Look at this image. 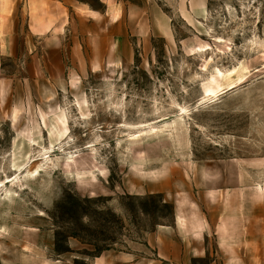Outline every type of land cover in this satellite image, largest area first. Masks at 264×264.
Returning <instances> with one entry per match:
<instances>
[{
  "label": "rangeland",
  "instance_id": "374dc122",
  "mask_svg": "<svg viewBox=\"0 0 264 264\" xmlns=\"http://www.w3.org/2000/svg\"><path fill=\"white\" fill-rule=\"evenodd\" d=\"M47 2L0 0V264H264V0Z\"/></svg>",
  "mask_w": 264,
  "mask_h": 264
},
{
  "label": "crops",
  "instance_id": "0c3cea01",
  "mask_svg": "<svg viewBox=\"0 0 264 264\" xmlns=\"http://www.w3.org/2000/svg\"><path fill=\"white\" fill-rule=\"evenodd\" d=\"M50 1L52 4V8H56L61 10L62 12H65L68 10V6L66 4V1L68 0H28V8H29V16H30V28L32 32L36 34H43L45 32L53 31V29L57 26L59 15L57 12L52 13L51 18H42L43 12L41 10H45L46 6L49 5ZM106 5V12H100L96 9H93L91 7H88L86 3L83 2H77L74 4V10L76 11V14L80 16L81 18H86L88 21V30L86 31L89 36H92L95 39V32H97V29L100 27L99 23V16L103 15H114L117 8H114V3L116 0H101ZM46 5V6H45ZM118 5V4H117ZM34 10H37L35 12ZM121 11L118 12L117 16L114 17V25L112 29H110V33L114 35V37L118 34L116 28H117V22L120 21L121 18ZM69 20L70 16L67 15ZM98 23V24H97ZM96 264H103L101 261H98Z\"/></svg>",
  "mask_w": 264,
  "mask_h": 264
},
{
  "label": "bare ground",
  "instance_id": "6f19581e",
  "mask_svg": "<svg viewBox=\"0 0 264 264\" xmlns=\"http://www.w3.org/2000/svg\"><path fill=\"white\" fill-rule=\"evenodd\" d=\"M248 67V66H247ZM234 71V70H233ZM233 71L232 70H229V71H227V72H225V71H223L222 69H220V68H218L217 69V73H216V75H213V77H212V80L214 81L213 83H216V84H218V86H215V85H208V86H206V88H205V92H206V97H209V96H215L216 94H217V92L219 91V87H220V82L218 81V78L219 77H222V78H224V77H228L230 74H232L233 73ZM245 73V72H244ZM245 75V74H244ZM246 76V75H245ZM239 78H240V76H239ZM243 79H244V77L243 78H241L240 80H241V82L243 81ZM246 81V80H245ZM234 82V81H233ZM240 83V82H239ZM237 84H238V82H237ZM237 84H235V83H232V84H230L228 87H235V86H237ZM183 112H188V109L187 108H184L183 107ZM185 115V114H184ZM152 128V127H151ZM61 135H59V137H60ZM62 138H63V136H62ZM51 147H54V145H52ZM48 149V148H47ZM70 163V162H69ZM71 166V165H70ZM73 166V165H72ZM17 169V168H16ZM19 170V169H18ZM18 172V171H17ZM14 180V179H13ZM261 210V209H260ZM264 212V211H263Z\"/></svg>",
  "mask_w": 264,
  "mask_h": 264
}]
</instances>
